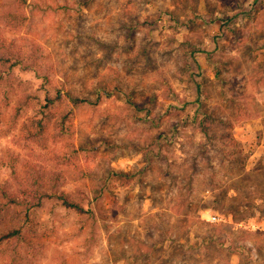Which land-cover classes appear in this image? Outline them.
<instances>
[{
	"label": "rangeland",
	"instance_id": "obj_1",
	"mask_svg": "<svg viewBox=\"0 0 264 264\" xmlns=\"http://www.w3.org/2000/svg\"><path fill=\"white\" fill-rule=\"evenodd\" d=\"M25 1L0 0V200L87 214L43 200L0 264H264V0Z\"/></svg>",
	"mask_w": 264,
	"mask_h": 264
},
{
	"label": "trees",
	"instance_id": "obj_2",
	"mask_svg": "<svg viewBox=\"0 0 264 264\" xmlns=\"http://www.w3.org/2000/svg\"><path fill=\"white\" fill-rule=\"evenodd\" d=\"M22 3H25V0H21ZM19 61L13 60L10 55H4L0 53V82L3 79L4 75L10 73L16 66L19 65ZM201 85L198 86V93L202 96L200 92ZM47 103L42 107L41 112L45 113V116L42 114L41 119L37 120L30 128L27 129L30 140H43L44 135L46 134L48 128L51 126L53 119L51 118L52 110L58 108V104L63 102L61 97L47 96ZM76 102H83L81 99H76ZM59 102V103H58ZM73 111L71 110H62L61 112V123L59 126L60 133L67 134V131L71 129V124L73 120ZM44 117V119H43ZM48 119V120H46ZM208 130V128H207ZM209 139V137H208ZM37 195V196H36ZM39 195V196H38ZM7 196V195H6ZM9 201L4 202L0 200V246L8 245L16 239H20L26 228L30 223L31 210L33 208L40 207L43 200L57 198L61 200L63 205L68 209L74 210L81 215L87 214V211L84 207L71 199L68 195L64 193H51L50 191H45V193H35V203H29L28 201H20L17 197L8 195ZM27 205V210H19L20 205Z\"/></svg>",
	"mask_w": 264,
	"mask_h": 264
},
{
	"label": "built area",
	"instance_id": "obj_3",
	"mask_svg": "<svg viewBox=\"0 0 264 264\" xmlns=\"http://www.w3.org/2000/svg\"><path fill=\"white\" fill-rule=\"evenodd\" d=\"M214 220H216V218L214 217Z\"/></svg>",
	"mask_w": 264,
	"mask_h": 264
}]
</instances>
